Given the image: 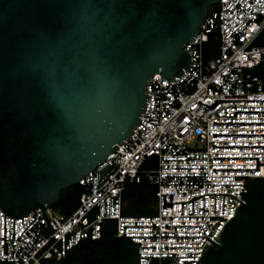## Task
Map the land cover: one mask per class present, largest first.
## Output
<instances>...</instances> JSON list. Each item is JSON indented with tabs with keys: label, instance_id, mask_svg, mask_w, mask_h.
Masks as SVG:
<instances>
[{
	"label": "water",
	"instance_id": "95a60500",
	"mask_svg": "<svg viewBox=\"0 0 264 264\" xmlns=\"http://www.w3.org/2000/svg\"><path fill=\"white\" fill-rule=\"evenodd\" d=\"M217 2L0 0L3 253L5 214L13 217V240L14 217L21 220L35 206L55 202L60 189L128 137L148 101L145 81L156 71L167 80L182 72L189 64L183 43ZM241 185L243 201L219 228L216 242L206 238L212 243L195 264H264V175H250ZM170 199V192H160V207L176 202ZM118 237L86 233L58 262L68 264L79 252V264H125L133 242L122 241L125 256L95 244L117 239L119 249ZM188 260L194 259L181 263Z\"/></svg>",
	"mask_w": 264,
	"mask_h": 264
},
{
	"label": "built area",
	"instance_id": "2783aa9c",
	"mask_svg": "<svg viewBox=\"0 0 264 264\" xmlns=\"http://www.w3.org/2000/svg\"><path fill=\"white\" fill-rule=\"evenodd\" d=\"M217 4L183 43L189 64L182 72L167 80L156 71L145 81L143 115L76 181L82 191L69 213L35 206L21 220L14 217L13 240V217L5 214L3 253L0 209V264H54L86 233L99 236L96 222L105 218L114 219L116 236L135 242L136 264H195L205 246L216 242L219 228L243 201L242 181L264 175V89L250 70L264 60V45L254 43L264 25V0ZM212 32L216 52L204 56L202 44ZM148 155L154 166H141ZM141 177L156 186L155 209L123 214L124 182ZM160 192L172 194L171 209L160 207Z\"/></svg>",
	"mask_w": 264,
	"mask_h": 264
},
{
	"label": "trees",
	"instance_id": "16d2710c",
	"mask_svg": "<svg viewBox=\"0 0 264 264\" xmlns=\"http://www.w3.org/2000/svg\"><path fill=\"white\" fill-rule=\"evenodd\" d=\"M218 4L209 5L207 12L216 9ZM218 40L214 36V32L209 33L206 41L202 44V52L204 56L209 53H215L217 48ZM254 43L258 45H264V25L254 38ZM264 60H261L250 70L252 73L259 76L261 79V86L264 89ZM260 64V65H259ZM21 138H17L19 142ZM155 158L153 155H148L143 160L141 166H154ZM156 186L150 182L146 177H141L138 181H125L123 189L121 191L122 207L121 212L123 214H141V213H151L155 209L156 196H155ZM82 191V186L77 182L70 184L62 189L58 193V197L55 202L50 204L53 208L63 213H69L78 202V195ZM147 202H150L147 205ZM100 236H116L115 235V222L112 218H105L101 221L100 226ZM119 255L125 256L128 249H123L121 247L122 241L130 244L133 242L132 250L125 260V264H136V246L135 242L130 240L128 237L119 236ZM77 262V261H75ZM54 264H60L55 261Z\"/></svg>",
	"mask_w": 264,
	"mask_h": 264
},
{
	"label": "flooded vegetation",
	"instance_id": "af4514ba",
	"mask_svg": "<svg viewBox=\"0 0 264 264\" xmlns=\"http://www.w3.org/2000/svg\"><path fill=\"white\" fill-rule=\"evenodd\" d=\"M17 144V143H15ZM105 247H98V251H103ZM111 252L115 253L114 251L111 250ZM119 249H118V252L115 253L117 256H120L119 254ZM76 256V257H75ZM75 256L73 257H69V260H68V264H79L80 263V260H79V257L81 256V253L79 252H76L75 253ZM77 261V262H75Z\"/></svg>",
	"mask_w": 264,
	"mask_h": 264
},
{
	"label": "rangeland",
	"instance_id": "374dc122",
	"mask_svg": "<svg viewBox=\"0 0 264 264\" xmlns=\"http://www.w3.org/2000/svg\"><path fill=\"white\" fill-rule=\"evenodd\" d=\"M260 65V64H259ZM261 65H264V63H261ZM150 202H147V205H149ZM50 205V204H49ZM114 244V252L117 253L118 252V244H117V239H114L113 242H96L95 244ZM48 262L50 261H46V264H48Z\"/></svg>",
	"mask_w": 264,
	"mask_h": 264
},
{
	"label": "bare ground",
	"instance_id": "6f19581e",
	"mask_svg": "<svg viewBox=\"0 0 264 264\" xmlns=\"http://www.w3.org/2000/svg\"><path fill=\"white\" fill-rule=\"evenodd\" d=\"M87 243H89V245H93L94 243L93 242H87ZM108 245V247H110V249L112 250V251H114V244L112 243V244H107Z\"/></svg>",
	"mask_w": 264,
	"mask_h": 264
}]
</instances>
